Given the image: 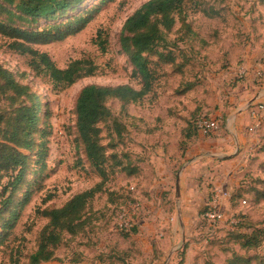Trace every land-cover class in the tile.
<instances>
[{"label": "rangeland", "instance_id": "obj_1", "mask_svg": "<svg viewBox=\"0 0 264 264\" xmlns=\"http://www.w3.org/2000/svg\"><path fill=\"white\" fill-rule=\"evenodd\" d=\"M148 1L84 0L70 14L87 11L91 21L83 30L60 42L34 46L60 69L78 59H89L96 65L94 75L65 88L34 72L29 67L30 57L11 51L9 40L0 36V66L37 96L42 105L37 126L46 131L42 171L38 170L36 153L43 149L34 147L24 152L29 156L28 169L21 188L12 196V207L19 213L13 226L0 237V264H29L38 234L47 224L40 211L59 208L75 194L97 186L100 192L91 200L89 212L97 217L90 237L97 245L102 244L99 253L121 246L120 238L131 230L120 228L132 225L136 234H151L146 242L130 236L124 239L127 249L132 250L124 264H229L234 259L248 260L243 264H264V152L260 158H252L253 153L247 156L243 167H222L221 161H213L203 156L204 150L196 149L202 140L225 135L223 119L231 111L221 115L219 110L228 104V97L235 98L238 108L242 93L252 84L256 88L252 95L257 88L264 91L261 0H185L164 50L165 54L172 53L175 64L148 56L156 74L151 94L127 106L125 112L117 101L107 103L113 116L99 124L102 144L111 159L105 166L107 176L102 178L85 159L75 130L77 95L88 85L140 88L128 57L121 52L119 39L126 19ZM211 6L220 9L218 18L209 19L200 12ZM12 23L25 28L53 24L40 21L28 25L15 18ZM251 55H255L253 62L260 69L253 70L245 63ZM188 85H192L190 91L186 90ZM261 102L264 106V99ZM256 107L248 109L249 115ZM200 118L216 119L220 128L216 132L200 128L201 137L185 141L184 130L193 133L194 123ZM114 119L125 127L120 139L114 132ZM35 141L36 145L41 143L37 136ZM165 166L176 167L168 187L153 189L147 185L159 179L149 167ZM115 167H138L139 171L131 177ZM8 180L5 178L2 185ZM225 192L229 194L226 199L222 198ZM216 195L226 220L208 238L202 212ZM229 218L236 225L229 224ZM87 231L71 240L66 236L67 242L56 250L55 260L44 264H77L72 261V253H82L77 243L88 238ZM238 233L242 236H236ZM249 238L256 239L257 245L243 247ZM93 257L94 253L86 254L82 263L93 264Z\"/></svg>", "mask_w": 264, "mask_h": 264}, {"label": "trees", "instance_id": "obj_2", "mask_svg": "<svg viewBox=\"0 0 264 264\" xmlns=\"http://www.w3.org/2000/svg\"><path fill=\"white\" fill-rule=\"evenodd\" d=\"M83 1L0 0V36L9 40L8 48L11 51L21 56L30 57L29 67L34 72L48 76L56 86L69 87L84 77L94 75L97 70L96 65L89 59H78L60 69L54 65L46 53L39 52L34 49V46L60 42L83 30L91 21L87 11L70 16L71 12ZM224 2L225 0H220L219 3ZM185 4V0H150L142 4L124 22L119 45L121 52L128 57L135 76L139 79L140 88L138 90L128 85L115 87L88 85L82 88L77 95L74 107L77 140L82 146L85 159L102 178L107 176L106 169L108 167L105 166L111 160L106 153V147L102 144V131L99 127L100 123L110 120L113 116L107 103L117 101L123 112H125L127 106L140 103L151 94L156 82V74L151 67L152 62L148 59V56L154 55L158 58V61L164 64H175L172 53L165 54L164 50L169 46L167 35L171 33L175 22L182 15ZM261 4L264 5V0H261ZM200 12L209 19L218 18L220 15V9L215 10L212 6ZM3 16L5 18H2ZM13 18L28 25L30 23L37 24L40 21L53 24L41 28H25L13 24ZM186 28L188 29V27ZM191 89L192 85H188L186 88L188 91ZM41 110L42 105L37 96L31 93L26 85L16 81L10 72L0 66L1 238L13 226L18 217L19 211H15L12 207V196L21 188L28 169L29 156L24 152L31 151L34 147H37L38 150L42 148L43 150L37 151L36 155L39 157L37 164L40 167L38 170L42 171L44 169L46 154L42 140L46 136V131L39 129L37 126L41 121ZM201 119L203 118L195 121L193 133L187 131L188 129L184 130L185 141L197 137L199 134L198 123ZM113 125L114 132L120 139L125 127L115 119ZM35 136L41 140L38 145H36ZM261 152H264L262 147ZM122 157H125V155ZM112 159L116 160L115 157ZM120 162H118V166H120ZM118 168L127 175H131V177H136V173L139 171L138 167H115V169ZM5 178L9 180L2 185ZM99 192L100 188L97 186L75 194L59 208H46L40 211V215L47 220V224L38 234L36 251L30 255L29 264L53 262L55 252L64 245L66 236H68L67 239H75L88 229L90 230L87 231V235H90L97 219L94 213L89 212L90 202ZM258 197L261 199V193L258 194ZM207 210L208 206L202 214H205ZM202 221L206 227V221L203 217ZM120 229L131 230L128 235H123L125 237L122 236V239L135 234L137 231L132 225L129 228ZM217 231L211 234L208 233L207 237L212 238ZM89 235L86 239H91ZM236 236L241 237L242 235L238 233ZM81 241L77 243L79 246L84 245ZM256 245V239L252 241L250 238L242 243L243 247H254ZM72 255V261L75 260L74 263L82 264L80 254L72 253ZM109 255L100 253L97 258L103 264H117L114 263L115 261L109 260ZM122 262H125V258L122 259ZM237 262L243 264L248 260L234 259L229 264H237Z\"/></svg>", "mask_w": 264, "mask_h": 264}, {"label": "crops", "instance_id": "obj_3", "mask_svg": "<svg viewBox=\"0 0 264 264\" xmlns=\"http://www.w3.org/2000/svg\"><path fill=\"white\" fill-rule=\"evenodd\" d=\"M247 15H249V13ZM254 57L255 55H251L248 56V59H245V63L248 64L251 68H253V70L259 68L257 67V64L253 62ZM255 90L256 88L252 84L251 86H249L246 92L242 93L241 102L239 101L241 103V107L238 108H236L237 105L235 104V98L228 97V104L226 106H224L223 104L219 110V112L221 111V115H224L228 110L231 111L230 113H227V115H225V118L223 119L224 121L222 126L223 130L225 131V135L216 139L213 138L211 139V141L202 140L201 144L199 145V147H196V149L201 148L202 150H204L205 153H203V156L210 157L213 161H221V164L223 165L222 167H243L244 159L252 153V158L261 157V147L264 146V144L261 143V138H264V124L261 125L260 122V124L255 128L253 132L248 131L249 127L253 126V120L250 118L248 109L253 105L263 104V102H261V99H264V93L263 95L261 94V88H257V93L252 95ZM198 136L201 137L200 134H198ZM199 140L201 141V138ZM186 157H188V153ZM188 158L192 160L193 156ZM253 161H256V159ZM175 168L176 167L168 166L149 167L151 172L155 170L159 179L153 180L147 185H150L153 189L158 187L163 188L164 186L168 187V184H170L171 177L172 175H174L173 172ZM177 185L179 192V177H177L176 179V186ZM176 195H178L177 192ZM150 234L151 233L149 232L144 233L143 231H140L139 233L137 232V234L135 233V235L131 234L130 237L135 240H144L146 242L148 238H150ZM89 238H91L90 235ZM120 239L123 243H125V245H122V242L121 246L114 245V247H112L108 251L109 253L106 254H111L108 257L109 260H111L112 262L115 261L114 263L124 264L122 262V259L125 258V262H127L126 254L128 258L132 254V250L130 251L129 249H127L126 240L122 238ZM81 242L84 243V245L79 246L80 248L78 250H81L82 253L77 254H80L82 259L85 260L84 258L86 254L94 253L95 258L93 257L94 259H92L93 264H103L100 263L97 258L100 255L99 251H102V244L97 245V241L95 240L93 243L91 239H86L85 241ZM103 250H106V247H104ZM112 256H114V258L111 259ZM84 264L86 263L84 262Z\"/></svg>", "mask_w": 264, "mask_h": 264}, {"label": "built area", "instance_id": "obj_4", "mask_svg": "<svg viewBox=\"0 0 264 264\" xmlns=\"http://www.w3.org/2000/svg\"><path fill=\"white\" fill-rule=\"evenodd\" d=\"M255 110L251 111L250 118L253 120V126L249 127L248 131L253 132L255 128L261 122V118L264 115V106L259 104L256 105ZM198 128L202 130H208L209 132H216L220 128V123L216 119H204L200 123H198ZM229 196L228 193H224L222 198H227ZM218 195H216L212 201L207 205L208 210L204 214L203 218L206 221V227H208V233L211 234L215 230H217V225L221 222H224L226 219L224 214L219 211V203H218ZM243 204L246 202L243 201ZM229 224L236 225V221L234 219L229 218Z\"/></svg>", "mask_w": 264, "mask_h": 264}, {"label": "water", "instance_id": "obj_5", "mask_svg": "<svg viewBox=\"0 0 264 264\" xmlns=\"http://www.w3.org/2000/svg\"><path fill=\"white\" fill-rule=\"evenodd\" d=\"M176 192L178 193V185L176 186Z\"/></svg>", "mask_w": 264, "mask_h": 264}]
</instances>
